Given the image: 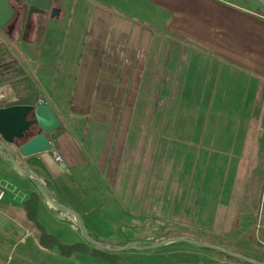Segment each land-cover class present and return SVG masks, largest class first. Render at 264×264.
Listing matches in <instances>:
<instances>
[{"label":"crops","instance_id":"0c3cea01","mask_svg":"<svg viewBox=\"0 0 264 264\" xmlns=\"http://www.w3.org/2000/svg\"><path fill=\"white\" fill-rule=\"evenodd\" d=\"M52 1L58 14H41L33 40L22 42L27 70L10 72L16 40L0 27V108L30 95L51 107L62 128L49 139L66 169L53 177L39 155L9 146L90 236L114 246L144 242L132 227L147 228L175 199L186 202L185 189L171 200V165H152L153 150L162 157L171 146L180 154L192 148L229 155L246 139L251 110L264 100V4ZM13 27L12 36L19 30ZM144 152L148 163L139 162ZM0 186V264H154L153 254L138 251L121 252L115 262L96 254L74 218L52 206L1 150ZM33 196L34 219L26 207ZM43 231L58 244L43 246ZM76 244L83 248L61 253L60 245ZM244 245L226 249L264 258L263 249Z\"/></svg>","mask_w":264,"mask_h":264},{"label":"rangeland","instance_id":"374dc122","mask_svg":"<svg viewBox=\"0 0 264 264\" xmlns=\"http://www.w3.org/2000/svg\"><path fill=\"white\" fill-rule=\"evenodd\" d=\"M10 1L17 10L15 19L5 29L10 32L12 42L16 40V43L10 44V72L14 67L27 70L30 65L21 55L25 23L30 18L31 28L25 40L29 42L33 40L34 27L42 15L29 14V0ZM255 2L250 0V3L256 4ZM56 9L58 8L54 2L53 10ZM47 14L52 15V12ZM13 26L15 29L19 27L14 36L11 29ZM241 141L236 143L235 150L238 153L229 155H207L192 148L180 154L171 146L169 154L162 157L159 150L154 149L152 165L162 160L164 164L171 165L168 183L171 200L185 189L186 202H177L175 199L174 203L168 204L169 211H162L161 216L155 217L147 228L141 224L132 227L137 230L138 239H144V243H156L186 236L225 249L229 247L239 251L245 243H252L256 248L264 250V100H260L259 105L251 110L247 137L243 144H240ZM226 143L229 145L230 140ZM149 149L147 147L146 151ZM138 156L142 159L139 162H149V155L145 152ZM182 163L183 166L180 165ZM144 168L142 167L141 173ZM183 180L186 182L185 187L181 184ZM170 209L174 214L171 217ZM203 215L209 218L213 216V220L204 219ZM202 216L203 219L200 220ZM94 252L111 262H115L121 254L100 249ZM138 252L143 255L153 254L154 264H247L220 252L184 242Z\"/></svg>","mask_w":264,"mask_h":264},{"label":"water","instance_id":"95a60500","mask_svg":"<svg viewBox=\"0 0 264 264\" xmlns=\"http://www.w3.org/2000/svg\"><path fill=\"white\" fill-rule=\"evenodd\" d=\"M29 1L30 15L33 13L47 14L51 12L52 16H56L58 14L56 10H53L52 0ZM258 1L264 4V0ZM16 14L17 10L11 5L10 0H0V27L3 30H5L9 23L15 19ZM30 26L31 20L28 18L24 28V41L26 40L27 32ZM38 103L39 97L37 95H30L8 102L3 108H0V150L19 171L32 179L39 192L52 206L62 212L70 214L74 218L82 237L89 244L106 252L121 253L126 251L153 250L162 248L171 243L185 242L201 248L220 252L226 256L250 264H264V258L258 261L245 255L232 252L218 245L186 236L174 237L156 243L132 242L124 246L109 245L90 236L85 230L80 217L70 208L58 203L47 191L41 178H39V176L30 168L19 163L16 152L9 146L10 144L17 146L19 151L24 156L39 155L40 160L53 177H58L63 173V170L66 169L65 164H61L56 161V158L53 155L54 145L49 139V135L62 128V124L58 117L54 114L51 107L47 105H39ZM36 131H38V134L33 135ZM24 139L28 140L22 143Z\"/></svg>","mask_w":264,"mask_h":264},{"label":"trees","instance_id":"16d2710c","mask_svg":"<svg viewBox=\"0 0 264 264\" xmlns=\"http://www.w3.org/2000/svg\"><path fill=\"white\" fill-rule=\"evenodd\" d=\"M30 28H31V26H30ZM29 29H28V31H29ZM37 206H38L37 196H33L26 204L27 210L29 212V216L33 219H34L36 211H37ZM40 240H41V244L43 246H46V247H50V246H54V245L58 244V242L56 241V239L54 237L47 235L46 233H44V231L41 234ZM82 248H83V246L80 244H76V245H72V246L60 245L61 253L66 254V255L71 254L75 251L81 250Z\"/></svg>","mask_w":264,"mask_h":264},{"label":"built area","instance_id":"2783aa9c","mask_svg":"<svg viewBox=\"0 0 264 264\" xmlns=\"http://www.w3.org/2000/svg\"><path fill=\"white\" fill-rule=\"evenodd\" d=\"M56 161L61 163V158L55 154ZM4 197V189L0 186V200Z\"/></svg>","mask_w":264,"mask_h":264}]
</instances>
